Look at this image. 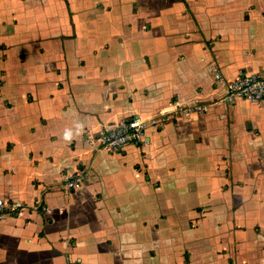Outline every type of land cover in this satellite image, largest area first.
Instances as JSON below:
<instances>
[{
	"label": "crops",
	"instance_id": "obj_1",
	"mask_svg": "<svg viewBox=\"0 0 264 264\" xmlns=\"http://www.w3.org/2000/svg\"><path fill=\"white\" fill-rule=\"evenodd\" d=\"M213 67L264 73V0H0V198L27 206L0 264H264V103ZM194 103L144 146L86 141Z\"/></svg>",
	"mask_w": 264,
	"mask_h": 264
},
{
	"label": "built area",
	"instance_id": "obj_2",
	"mask_svg": "<svg viewBox=\"0 0 264 264\" xmlns=\"http://www.w3.org/2000/svg\"><path fill=\"white\" fill-rule=\"evenodd\" d=\"M212 73L214 81L220 83L224 88V95L221 99L223 102L232 103L235 100H245L249 103H264V73L245 74L240 72L231 80L224 78L215 67L212 68ZM209 106L205 103L174 104L173 109L154 117L145 119L139 117L124 118L86 141L89 145L106 149L108 152H121L129 144L141 147L148 142L146 133L149 129L158 131L165 124L177 121L181 117L191 118L196 114H204L208 111ZM63 174L64 190L80 188L84 176L83 169L80 168ZM35 206L38 204L35 203ZM25 207H27L26 204L19 200L0 198V222L6 216L20 214L26 209Z\"/></svg>",
	"mask_w": 264,
	"mask_h": 264
}]
</instances>
